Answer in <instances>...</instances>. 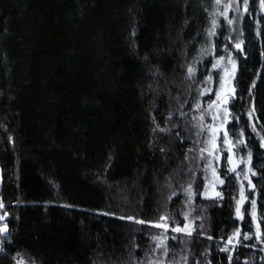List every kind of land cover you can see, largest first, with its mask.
I'll return each mask as SVG.
<instances>
[{
  "label": "trees",
  "instance_id": "1",
  "mask_svg": "<svg viewBox=\"0 0 264 264\" xmlns=\"http://www.w3.org/2000/svg\"><path fill=\"white\" fill-rule=\"evenodd\" d=\"M225 1L0 0V264H264V4Z\"/></svg>",
  "mask_w": 264,
  "mask_h": 264
},
{
  "label": "snow or ice",
  "instance_id": "2",
  "mask_svg": "<svg viewBox=\"0 0 264 264\" xmlns=\"http://www.w3.org/2000/svg\"><path fill=\"white\" fill-rule=\"evenodd\" d=\"M219 2H220V0H217V3H219ZM262 4H264V0H262ZM245 10H247V4H245ZM228 23L231 24V23H233V21L232 20H229ZM215 26H216V22L213 21V30L209 32V35L210 36L211 35H215V32H214ZM235 47L237 49H241L242 46H241V44L237 43L235 45ZM200 51H201V53H204L207 50L205 48H201ZM223 60H224V57H220L216 61V63L213 64V68L214 69L221 68L222 67ZM228 63L232 65L231 70L229 68H227V67H223L222 68L224 75H223V78L221 79V84H220L221 91L216 93V100L215 101H212V103H210L208 105V107L210 109H212L214 107L215 108H220V106L223 105L224 107H223L222 110L225 113L227 112L226 105H227L229 99L230 98H235V89L229 85V80L232 78V75L235 72V62L232 61L231 59H229ZM187 72H188L189 77H191L195 73L194 66H191V65L188 66ZM207 80L209 82H211L212 81V76L209 75L207 77ZM254 86L255 85H253V87ZM205 91L206 92H211V89H206ZM199 107H200V105L197 104V108H199ZM254 111H255V109L253 107L252 111H250L248 113V115L251 117ZM217 118L218 117H214V119H217ZM201 119H202V117H201ZM210 130L214 134H215L216 131H218V129H216L214 127L212 129H210ZM224 134H225V136H227V133L226 132ZM211 143H212L213 148H215V146H216L215 145V141L213 140V141H211ZM225 143H228V141L225 140ZM209 154L212 155L211 152ZM215 158L216 159H219V157H215ZM250 159H251V154H249V160ZM228 163H229V165H234V161L232 160L231 157H229ZM209 167H211V165H209ZM212 171H213V176L216 177L217 176L216 169L213 168ZM228 171L229 172H235L236 171V167L235 166L229 167ZM220 183L223 184V180H220ZM249 185L251 186L250 180H249ZM217 195H219V194H217ZM241 195H243V192H241ZM251 204H252V209H253L251 215L254 217L255 216L256 201L255 200L251 201ZM0 206H2V205H0ZM236 212H237V215L238 216L241 215V211H240V207L239 206L237 207ZM2 219H4V218L3 217H0V220H2ZM129 219H132V218H129ZM160 219H161V221H164V223H155L152 226L158 227V228H162L165 231H167L169 229V227H170V225L167 223L168 217L167 216H162ZM139 223H145V222L144 221H139ZM7 230H8V225L7 224H4L2 227H0V232H7ZM171 230L174 231V232H187L188 231V229L186 227L185 228H182L179 225H177L176 227L172 228ZM189 234H190V232H189ZM259 234H260V232H259V224H257V235H259ZM234 235H236L238 237L239 236V230H237V232ZM248 238H249L248 236H245V239H248ZM237 242H239V241L237 240ZM161 243H163V241H161ZM228 243L229 244L232 243V238H229ZM222 250L223 251H227L228 249L225 248V249H222ZM18 264H23V262L22 261H19Z\"/></svg>",
  "mask_w": 264,
  "mask_h": 264
},
{
  "label": "rangeland",
  "instance_id": "3",
  "mask_svg": "<svg viewBox=\"0 0 264 264\" xmlns=\"http://www.w3.org/2000/svg\"><path fill=\"white\" fill-rule=\"evenodd\" d=\"M221 5L223 6V10L226 11V14H225L226 15V19L233 21V23H231L230 25H232V27L234 28L236 26V24H237L238 19H239V11H238V9L237 8L235 9V18H233V16L231 17V15H230V13L228 11L230 6L227 5L225 0H222ZM229 59H231V56L227 57V58H224V60L222 62V67L215 69V71L218 73V75L221 76V79L223 78V75H224L223 70H222L223 67H227V68H229L231 70L232 65L228 63ZM233 76H234V74L232 75V78L229 80V85L231 87H233ZM220 84H221V81H220ZM207 116H209L211 119L215 116V111L213 110V108L212 109L209 108V110L207 112ZM225 132L227 133V131H224V132H221V130L218 131V133H217V141L221 142L223 145H225L227 147V149H229L232 152L231 158L234 161V165H231V167L235 166L236 169H237L242 164L241 161H243V156L240 154L238 148L240 146H242L244 141L241 139V137L238 138V132L235 135H233V136H230L228 133H227V136H225V134H224ZM225 140H227L228 143H225ZM208 179H209L210 184H208L207 193L208 194H213V193H215L217 191V187L216 186H217L218 183L215 180L214 176H212L210 171H209V178ZM241 192H243V195H241ZM239 194H240V196H239L237 201H238V206L240 207V209H242V206L245 205V200H246V197L244 195V187H243L242 184H240ZM237 230H239V236L238 237L236 235H234L237 232ZM237 230H235V232L233 233V236H234L236 241L241 236L240 229H237Z\"/></svg>",
  "mask_w": 264,
  "mask_h": 264
},
{
  "label": "built area",
  "instance_id": "4",
  "mask_svg": "<svg viewBox=\"0 0 264 264\" xmlns=\"http://www.w3.org/2000/svg\"><path fill=\"white\" fill-rule=\"evenodd\" d=\"M0 217L4 218V219L0 220V227H2L4 225L3 221L5 220L6 217L4 215H2V214H0ZM7 236H8V230H7V232H0V252H4L5 251L4 247H3L2 243H1V240L3 238L7 237ZM19 261H22L23 264H30L29 262H27L25 259H23L21 257H14L12 259L11 264H18Z\"/></svg>",
  "mask_w": 264,
  "mask_h": 264
},
{
  "label": "water",
  "instance_id": "5",
  "mask_svg": "<svg viewBox=\"0 0 264 264\" xmlns=\"http://www.w3.org/2000/svg\"><path fill=\"white\" fill-rule=\"evenodd\" d=\"M231 99H232V98L229 99L228 103L231 101ZM228 103H227V104H228ZM0 187H1V179H0Z\"/></svg>",
  "mask_w": 264,
  "mask_h": 264
},
{
  "label": "bare ground",
  "instance_id": "6",
  "mask_svg": "<svg viewBox=\"0 0 264 264\" xmlns=\"http://www.w3.org/2000/svg\"><path fill=\"white\" fill-rule=\"evenodd\" d=\"M1 243H2V245H3V241H2V240H1ZM3 247H4V245H3ZM4 248H5V247H4ZM4 250H5V249H4ZM1 253H4V252H0V254H1Z\"/></svg>",
  "mask_w": 264,
  "mask_h": 264
}]
</instances>
